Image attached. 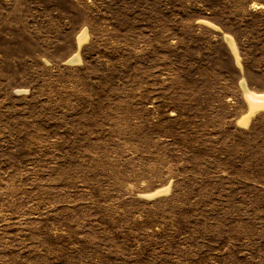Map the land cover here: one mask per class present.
<instances>
[{
  "label": "rangeland",
  "instance_id": "1",
  "mask_svg": "<svg viewBox=\"0 0 264 264\" xmlns=\"http://www.w3.org/2000/svg\"><path fill=\"white\" fill-rule=\"evenodd\" d=\"M242 81L264 0H0V264H264Z\"/></svg>",
  "mask_w": 264,
  "mask_h": 264
},
{
  "label": "bare ground",
  "instance_id": "2",
  "mask_svg": "<svg viewBox=\"0 0 264 264\" xmlns=\"http://www.w3.org/2000/svg\"><path fill=\"white\" fill-rule=\"evenodd\" d=\"M83 37L84 36L82 35V37L80 39L81 42L84 41ZM226 39H227V42H228L230 48L232 49L235 57L238 60V64L240 65V63H239L240 57H239L238 50H237L234 39L230 36H226ZM74 60L79 61V57L77 56ZM241 86H242L244 92L246 93V99L249 103V115L246 119L240 120V124L242 126H247L250 117H252L257 112L264 111V94H255L252 91H250L248 89V87L246 86L245 81L241 82Z\"/></svg>",
  "mask_w": 264,
  "mask_h": 264
}]
</instances>
